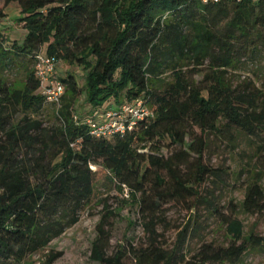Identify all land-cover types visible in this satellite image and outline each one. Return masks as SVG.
<instances>
[{
    "label": "trees",
    "instance_id": "16d2710c",
    "mask_svg": "<svg viewBox=\"0 0 264 264\" xmlns=\"http://www.w3.org/2000/svg\"><path fill=\"white\" fill-rule=\"evenodd\" d=\"M3 2L17 3V23L25 35L6 46L0 33V264H26L76 224L82 208L99 197L103 174L127 191L150 234L171 202L191 214L183 241L188 234L202 238L209 220L224 230L227 244L202 239L186 264H235L250 248L264 249V237L245 234L238 217L264 213V168L255 164L247 170L239 203L221 204L206 184L210 180L217 187L227 172L203 162L211 136L258 137L253 155L264 153V0ZM38 54L84 71L82 88L73 74L56 75L65 92L59 108L51 105L56 122L50 126L36 117L48 105L34 70ZM32 60L29 67L25 61ZM17 62L24 80L21 88H12L2 71ZM249 66L262 80L261 88L251 81L234 86L228 78L230 70ZM81 91L88 115L74 120L73 101ZM135 99L152 115L124 133L89 132L85 118L103 112L105 105L116 110ZM162 148L170 154L160 155ZM112 215L115 210L105 205L91 242L92 261H184L183 253L168 254L153 242L146 247L123 243L109 255L104 220ZM127 223V228L133 225ZM60 255L50 252L45 264Z\"/></svg>",
    "mask_w": 264,
    "mask_h": 264
},
{
    "label": "rangeland",
    "instance_id": "374dc122",
    "mask_svg": "<svg viewBox=\"0 0 264 264\" xmlns=\"http://www.w3.org/2000/svg\"><path fill=\"white\" fill-rule=\"evenodd\" d=\"M19 9L17 3H10L5 6L3 0H0V33L8 41L5 43L6 46L11 45L12 42L20 43L25 35V30L17 23V18L20 16ZM25 63L29 67H33V60L25 61ZM248 69L250 66L244 70H230L228 78L234 86L251 81L257 88H261L262 80L252 76ZM67 73L73 74L79 88H82L84 76L82 68L59 61L56 64V75L63 78ZM2 76L10 87L21 88L24 80V69L17 62L11 68L3 70ZM73 103L75 113L78 116L88 115L86 114L87 104L82 91L74 98ZM54 110L53 106L46 105L36 117L43 121L44 126H50L56 122L53 116ZM20 116L18 115V118ZM234 135L230 141L225 137H219V139L211 136L209 147L203 155L205 164L213 168H221L227 172L217 187L210 180L206 184L208 188L214 190L218 202L221 204H225L229 200L239 203L242 200L240 189L245 185L247 170L255 167V164L264 168V153L255 157L253 155L256 152L257 144L260 142L258 137L250 139L242 134L236 133ZM159 154L166 157L170 154V150L162 148ZM92 169L97 170L99 168L92 165ZM103 176L104 174L97 183L100 191L99 197L82 208L77 223L68 227L61 236L52 240L46 249L31 255L26 260V264H45V256L52 251L61 252V255L52 264H98L90 259V247L96 235V226L104 214L105 205L109 210H115L116 213V215L109 216L104 220L106 228L110 232V241L107 247L109 255L123 243L131 242L136 247H146L150 242H153L168 254L174 251L183 253L184 261L180 264H186L185 262L194 254L202 239L214 244H227L224 230L214 220L207 221V227L202 231V238L198 239L188 234L183 241L181 239L183 238L182 231L184 232L189 223L191 214L179 202L167 204L162 215L155 219V232L153 234L146 232L142 226V220L138 219L136 206L128 201L127 191L119 190ZM261 185L264 187V178L261 180ZM238 217L244 224L245 234L252 231L255 235L264 237V213L253 216L241 213ZM128 220L133 222L130 228H127ZM4 264L16 263L7 262ZM235 264H264V249L250 248L242 259Z\"/></svg>",
    "mask_w": 264,
    "mask_h": 264
},
{
    "label": "built area",
    "instance_id": "2783aa9c",
    "mask_svg": "<svg viewBox=\"0 0 264 264\" xmlns=\"http://www.w3.org/2000/svg\"><path fill=\"white\" fill-rule=\"evenodd\" d=\"M201 1L218 2L219 0ZM34 70L45 103L59 108L61 98L65 92V85L56 76V62L51 57L38 54L35 59ZM149 115L152 114L143 101L135 99L132 102L123 103L116 110L105 105L103 112L88 116L85 118L84 123L91 134L109 137L130 130L139 120ZM77 118L78 115L74 114V120H77Z\"/></svg>",
    "mask_w": 264,
    "mask_h": 264
}]
</instances>
